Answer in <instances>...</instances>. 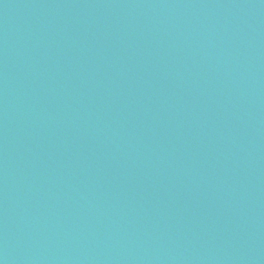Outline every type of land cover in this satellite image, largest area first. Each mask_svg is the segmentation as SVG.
Listing matches in <instances>:
<instances>
[{
  "label": "water",
  "instance_id": "95a60500",
  "mask_svg": "<svg viewBox=\"0 0 264 264\" xmlns=\"http://www.w3.org/2000/svg\"><path fill=\"white\" fill-rule=\"evenodd\" d=\"M0 264H264V0H0Z\"/></svg>",
  "mask_w": 264,
  "mask_h": 264
}]
</instances>
